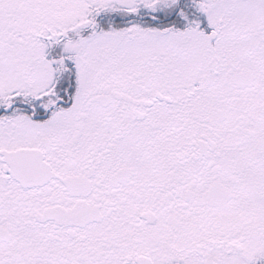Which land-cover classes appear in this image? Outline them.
Here are the masks:
<instances>
[{"label": "snow or ice", "instance_id": "6c2138e0", "mask_svg": "<svg viewBox=\"0 0 264 264\" xmlns=\"http://www.w3.org/2000/svg\"><path fill=\"white\" fill-rule=\"evenodd\" d=\"M0 264H264V0H0Z\"/></svg>", "mask_w": 264, "mask_h": 264}]
</instances>
